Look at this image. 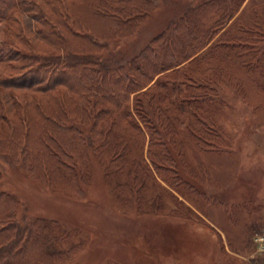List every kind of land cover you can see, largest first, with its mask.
<instances>
[{
	"label": "rangeland",
	"instance_id": "rangeland-1",
	"mask_svg": "<svg viewBox=\"0 0 264 264\" xmlns=\"http://www.w3.org/2000/svg\"><path fill=\"white\" fill-rule=\"evenodd\" d=\"M206 1L153 0L110 54L126 62ZM224 2L234 14L211 41L132 98L145 120L177 113L178 123L144 130L119 172L93 146L50 179L0 159V192L15 200L17 220L57 236L54 264H264V0Z\"/></svg>",
	"mask_w": 264,
	"mask_h": 264
},
{
	"label": "trees",
	"instance_id": "trees-1",
	"mask_svg": "<svg viewBox=\"0 0 264 264\" xmlns=\"http://www.w3.org/2000/svg\"><path fill=\"white\" fill-rule=\"evenodd\" d=\"M5 4L0 0V159L47 179L62 175L66 162H80L82 146L95 147L119 172L130 142H144V130L173 129L177 113L153 112L155 125L140 116L142 99L132 98L193 58L234 14L224 0L203 2L120 63L109 44L133 34L156 8L153 0H14L3 17ZM16 213L13 197L0 192V264L60 259L57 236L19 222Z\"/></svg>",
	"mask_w": 264,
	"mask_h": 264
},
{
	"label": "built area",
	"instance_id": "built-area-1",
	"mask_svg": "<svg viewBox=\"0 0 264 264\" xmlns=\"http://www.w3.org/2000/svg\"><path fill=\"white\" fill-rule=\"evenodd\" d=\"M259 245H261L260 249H264V243L262 242V240H259Z\"/></svg>",
	"mask_w": 264,
	"mask_h": 264
}]
</instances>
